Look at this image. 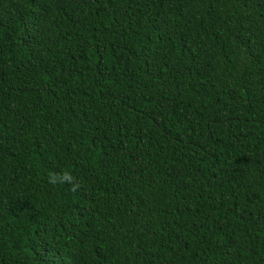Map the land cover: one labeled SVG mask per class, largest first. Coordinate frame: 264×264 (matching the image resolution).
<instances>
[{
  "label": "trees",
  "instance_id": "obj_1",
  "mask_svg": "<svg viewBox=\"0 0 264 264\" xmlns=\"http://www.w3.org/2000/svg\"><path fill=\"white\" fill-rule=\"evenodd\" d=\"M0 264H264V0H0Z\"/></svg>",
  "mask_w": 264,
  "mask_h": 264
},
{
  "label": "clouds",
  "instance_id": "obj_2",
  "mask_svg": "<svg viewBox=\"0 0 264 264\" xmlns=\"http://www.w3.org/2000/svg\"><path fill=\"white\" fill-rule=\"evenodd\" d=\"M64 179H70V177L67 173L64 174ZM53 182H55V181H53Z\"/></svg>",
  "mask_w": 264,
  "mask_h": 264
}]
</instances>
